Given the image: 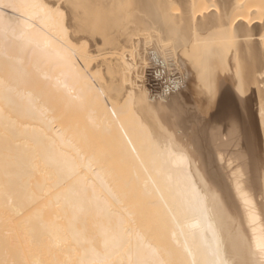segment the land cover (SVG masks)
<instances>
[{
    "label": "bare ground",
    "instance_id": "obj_1",
    "mask_svg": "<svg viewBox=\"0 0 264 264\" xmlns=\"http://www.w3.org/2000/svg\"><path fill=\"white\" fill-rule=\"evenodd\" d=\"M0 264H264V0H0Z\"/></svg>",
    "mask_w": 264,
    "mask_h": 264
}]
</instances>
